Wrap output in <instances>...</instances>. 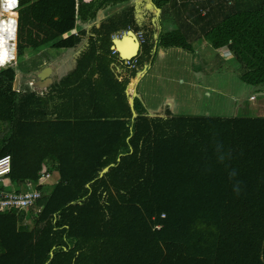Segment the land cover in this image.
<instances>
[{
  "label": "trees",
  "instance_id": "obj_1",
  "mask_svg": "<svg viewBox=\"0 0 264 264\" xmlns=\"http://www.w3.org/2000/svg\"><path fill=\"white\" fill-rule=\"evenodd\" d=\"M148 4L19 0L26 60L0 69V159L12 158L0 190L21 192L43 165L53 177L39 206L0 212V264H264V118L175 116L170 105L149 116L138 97L134 115L129 94L160 52L192 55L199 73L202 43L264 88V0H169L157 21ZM78 24L92 26L69 35ZM129 27L146 35L134 70L112 56ZM48 50L78 54L65 71Z\"/></svg>",
  "mask_w": 264,
  "mask_h": 264
},
{
  "label": "crops",
  "instance_id": "obj_2",
  "mask_svg": "<svg viewBox=\"0 0 264 264\" xmlns=\"http://www.w3.org/2000/svg\"><path fill=\"white\" fill-rule=\"evenodd\" d=\"M148 1L149 8L154 5L157 10V18H155V21H157L163 7L169 0ZM138 17L143 21L147 18V15H142L138 11ZM160 24L161 22L159 25ZM91 26L92 25L83 26L82 24H78L76 29L69 35H76L82 30H89ZM160 27L162 28L161 25ZM87 41L88 39L85 40V43H87ZM210 46L211 45L208 43H203V45L196 44L203 64L202 68L198 71L199 73H196L193 69L192 55L175 49L169 50V52H160L155 58L154 64L151 65L147 72H143L138 78L131 80L132 83H130L129 87L131 86V88L135 89L133 98L130 99V101H133V107L135 99L138 97L142 103L140 110L145 111V114L149 116L161 114L166 105L171 106L175 116H185V113L178 111L181 110L184 105L190 106V108L193 109L205 98L206 93L220 92L216 89V83L219 79H215L216 75L220 73L213 70L214 66L211 65L210 58L212 54L208 55V53H210ZM45 52L47 51L45 50ZM55 53H57V51L48 50V54L53 55ZM40 54H42V52ZM61 54H67L65 63L68 67L69 64H72L73 56H76L78 51H75L74 54H69V51L61 52ZM48 62H50V60ZM46 64L47 60L44 61V65ZM71 67L69 69H71ZM65 71H68V69H65ZM258 95L264 97V88H255V92L252 91V94H249L247 97L248 102L245 106L250 109L251 113H249V117H257L256 112H264V100L258 99L256 97ZM240 97L245 98L242 95ZM260 118H264V114L260 116Z\"/></svg>",
  "mask_w": 264,
  "mask_h": 264
},
{
  "label": "built area",
  "instance_id": "obj_3",
  "mask_svg": "<svg viewBox=\"0 0 264 264\" xmlns=\"http://www.w3.org/2000/svg\"><path fill=\"white\" fill-rule=\"evenodd\" d=\"M10 14H16L10 16ZM20 17L19 0H0V68L13 66L18 60V39H19ZM130 32H134L142 51L146 44L144 31H136L133 27L117 33L113 37V42L121 41L128 37ZM132 60H123L117 47L113 45L112 56L118 57L121 64L130 70L137 68L139 57ZM12 173V158L4 157L0 159V179ZM53 177L48 166L43 165V170L38 182H27L21 192H8L0 190V212H21L34 206H39L43 199L41 187L47 186ZM56 181L55 183H57Z\"/></svg>",
  "mask_w": 264,
  "mask_h": 264
},
{
  "label": "rangeland",
  "instance_id": "obj_4",
  "mask_svg": "<svg viewBox=\"0 0 264 264\" xmlns=\"http://www.w3.org/2000/svg\"><path fill=\"white\" fill-rule=\"evenodd\" d=\"M145 3V2H144ZM147 5L143 6L141 5L139 8V12L142 15L149 16V13L147 12ZM149 8V4H148ZM149 9L156 10L155 6L153 5ZM157 13V10H156ZM198 45H203L198 44ZM196 48V45L194 46ZM198 51V49L196 48ZM221 53V54H220ZM211 55V65L214 66L213 70H216L217 74L215 79H219L216 83V89L220 92H214V93H206L205 98L197 104L193 109L190 108V106L184 105L182 107L181 111L185 113V116L191 117V116H200V117H211V118H260V116H263L264 112H256L257 117H249L250 109L246 107L247 104V97L249 94H252V91L255 92V88L245 85V83L241 79L240 74V67L238 65V62L236 61L235 57L230 54L228 51H215L210 46V53L208 55ZM50 56L55 58V63H59V69L65 70L71 67L72 64H69L67 67L65 63V59H67V54H61L57 55L55 54H49ZM40 55V59L44 64V61L47 60L48 62L49 58L47 56ZM23 60H26V58L20 57V59L17 61L21 62ZM5 69V68H0ZM27 83V82H26ZM132 83V82H131ZM19 86L22 84H18ZM28 88L27 86H24L22 89ZM135 89L129 87V94L131 98H133ZM244 96L245 98H242L240 96ZM258 99H263L264 97H260L259 95L256 96ZM260 114V116H259ZM163 218L165 215L162 216Z\"/></svg>",
  "mask_w": 264,
  "mask_h": 264
},
{
  "label": "water",
  "instance_id": "obj_5",
  "mask_svg": "<svg viewBox=\"0 0 264 264\" xmlns=\"http://www.w3.org/2000/svg\"><path fill=\"white\" fill-rule=\"evenodd\" d=\"M114 45L117 47L123 60H132L138 57L140 54L141 47L134 32H130L128 37L124 38L123 40L116 41ZM52 73L53 68H51L50 66L44 68L41 72L38 73V80L34 85L42 90L48 89L53 83V79L51 78ZM130 104L133 108L132 100L130 101ZM133 112L134 115H136L134 108ZM107 170L109 169H106L105 171Z\"/></svg>",
  "mask_w": 264,
  "mask_h": 264
},
{
  "label": "bare ground",
  "instance_id": "obj_6",
  "mask_svg": "<svg viewBox=\"0 0 264 264\" xmlns=\"http://www.w3.org/2000/svg\"><path fill=\"white\" fill-rule=\"evenodd\" d=\"M14 15H16V14H10V16H14Z\"/></svg>",
  "mask_w": 264,
  "mask_h": 264
},
{
  "label": "clouds",
  "instance_id": "obj_7",
  "mask_svg": "<svg viewBox=\"0 0 264 264\" xmlns=\"http://www.w3.org/2000/svg\"><path fill=\"white\" fill-rule=\"evenodd\" d=\"M18 60H19V59H18ZM18 60H17V61H18ZM233 174H234V173H233Z\"/></svg>",
  "mask_w": 264,
  "mask_h": 264
}]
</instances>
